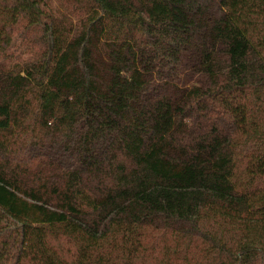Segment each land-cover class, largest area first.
Wrapping results in <instances>:
<instances>
[{"label":"trees","instance_id":"16d2710c","mask_svg":"<svg viewBox=\"0 0 264 264\" xmlns=\"http://www.w3.org/2000/svg\"><path fill=\"white\" fill-rule=\"evenodd\" d=\"M0 264H264V0H0Z\"/></svg>","mask_w":264,"mask_h":264},{"label":"rangeland","instance_id":"374dc122","mask_svg":"<svg viewBox=\"0 0 264 264\" xmlns=\"http://www.w3.org/2000/svg\"><path fill=\"white\" fill-rule=\"evenodd\" d=\"M195 63L189 60L179 70L178 83L183 88H190L194 85L207 88L210 80L195 67Z\"/></svg>","mask_w":264,"mask_h":264}]
</instances>
